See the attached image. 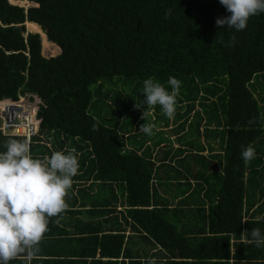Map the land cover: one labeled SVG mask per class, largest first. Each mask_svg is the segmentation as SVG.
<instances>
[{
  "label": "trees",
  "instance_id": "obj_1",
  "mask_svg": "<svg viewBox=\"0 0 264 264\" xmlns=\"http://www.w3.org/2000/svg\"><path fill=\"white\" fill-rule=\"evenodd\" d=\"M13 1L0 0V100L37 94L32 156L74 150L80 163L69 208L50 219L36 257L52 264H264V247L242 242L245 230L264 231V13L237 32L216 25L228 15L219 0ZM54 43L60 53L42 56L41 44L45 54L58 53ZM120 76L132 79L130 94L103 92ZM169 77L181 82L177 111L157 126L162 109L142 105L143 81L171 91ZM144 123L155 125L151 137L139 131ZM220 127L219 141L198 143L196 136ZM161 128L174 140H162ZM13 139L24 140L0 132V151ZM248 146L256 156L245 163ZM188 157L210 165L179 179L160 176L163 166L181 171L172 161ZM165 183H176L173 196L160 191ZM133 234L159 247L153 256L133 252Z\"/></svg>",
  "mask_w": 264,
  "mask_h": 264
},
{
  "label": "clouds",
  "instance_id": "obj_2",
  "mask_svg": "<svg viewBox=\"0 0 264 264\" xmlns=\"http://www.w3.org/2000/svg\"><path fill=\"white\" fill-rule=\"evenodd\" d=\"M219 3L228 15L218 17L216 25L237 32L246 29L250 17L264 13V0H219ZM168 18L166 11L165 19ZM167 84L171 91L152 78L145 79L141 90L144 93L142 105L151 108L159 105L163 114L173 119L181 82L169 77ZM145 115L144 112V119ZM154 128V124L144 123L139 131L151 137ZM4 147L6 150L0 151V264H9L21 254L27 252L31 258L39 252L38 245L49 230L50 219L69 208L65 198L73 186V178L79 173L80 163L74 150L55 151L43 159L34 158L27 138L9 140ZM255 156L252 146L241 151L245 163ZM242 242L264 247V231L260 228L245 230ZM147 264H157V260L151 258Z\"/></svg>",
  "mask_w": 264,
  "mask_h": 264
},
{
  "label": "rangeland",
  "instance_id": "obj_3",
  "mask_svg": "<svg viewBox=\"0 0 264 264\" xmlns=\"http://www.w3.org/2000/svg\"><path fill=\"white\" fill-rule=\"evenodd\" d=\"M25 1V0H24ZM12 3H15L16 5H20V6H24V7H28V6H32L33 4H31L29 1H25L24 3H21L20 1H13ZM27 22H29V21H27ZM25 28H26V30L28 31V32H32L31 30H28L27 29V26H26V22H25ZM34 33H36V31H33ZM38 33V32H37ZM40 35V34H39ZM41 37V36H40ZM41 55L42 56H44V57H48L47 56V54H45L44 53V51H43V49H42V44H41ZM131 82H132V79L131 78H129V79H127V78H125V77H123V76H120V77H114L112 80H109V81H106L105 82V84H104V89H103V92H110L109 94V96L110 97H112V96H116V95H118V94H123V95H125V94H130L131 93ZM95 88V86H93L92 88H91V90L93 91V89ZM25 94H28V93H25ZM144 94V93H143ZM29 95H35V96H37L38 97V99H40V97L37 95V94H29ZM93 96H92V100L94 99V97H96L94 94H92ZM140 95V92L137 94V96H139ZM22 96V95H21ZM112 101V100H111ZM111 106H113L114 105V102H112L111 104H110ZM197 107V106H196ZM89 113L91 114V115H93L96 119H98V120H100L101 118L97 115V113H96V111H95V108L94 107H92V106H90L89 107ZM158 117V119H157V121H156V124H157V126H160L161 124V121L164 119V118H166V119H168L164 114H163V112H160V113H158V115H157ZM110 121H108V124H110L111 123V121L112 122H114V119L113 118H110L109 119ZM130 121H131V116H128V117H126L125 118V122L126 123H130ZM168 121V120H167ZM167 121L165 120V123H167ZM162 130V131H161ZM161 130H159L158 131V135H159V137L161 136L163 139L162 140H166V141H168V138H170L171 139V136H172V134H171V131H167V130H165V129H162L161 128ZM221 130H222V127H220V129H218V130H216V131H210V132H207V138L205 137V136H203V137H198V136H196L197 137V141H198V143H201L202 144V142L203 141H205V142H207V143H213L214 141H219V137H220V135H221ZM213 133L214 135L213 136H211L210 135V133ZM211 141H213V142H211ZM204 142V143H205ZM198 143H196V145L198 144ZM172 146H173V144H172ZM211 146V148H218L219 147V143H217V146H212V145H210ZM260 146V145H259ZM166 147V146H165ZM165 147H163V148H165ZM162 148V149H163ZM162 149H160V151H159V153L161 154V153H163V152H165V151H163ZM159 154V155H160ZM158 155V156H159ZM211 157H213V156H211ZM190 158H192V157H188L187 158V160L186 161H184V162H178V166L180 167V168H178L179 170H181V171H175V169H173V168H168L167 166H163V167H160L159 168V173H160V176L161 177H163V178H171V177H174V178H176V179H179L180 177H178L179 175H182V173H184V174H186L185 173V171H187V169H190L191 168V170L192 169H200L201 171L202 170H205V169H207L208 167H209V163L207 164V161H206V159H201L200 160V158H197V160H195V161H193V160H191ZM215 159H214V161L215 162H218V157H214ZM218 164V163H217ZM216 163H215V166L217 165ZM217 167V166H216ZM167 180V179H166ZM166 184V186H168L169 188L167 189V191L165 190H163V189H161L160 191L162 192V194L163 195H165V196H167V197H170L171 195L173 196L174 194H175V192H176V186L175 185H173V184H171V183H165ZM184 186H186V185H184ZM166 189V188H165ZM186 220H187V218L184 220L183 219V221H185L186 222Z\"/></svg>",
  "mask_w": 264,
  "mask_h": 264
},
{
  "label": "built area",
  "instance_id": "obj_4",
  "mask_svg": "<svg viewBox=\"0 0 264 264\" xmlns=\"http://www.w3.org/2000/svg\"><path fill=\"white\" fill-rule=\"evenodd\" d=\"M41 100L37 96L24 94L18 99L0 100V132L3 135L29 139L38 134L40 118L37 110Z\"/></svg>",
  "mask_w": 264,
  "mask_h": 264
},
{
  "label": "crops",
  "instance_id": "obj_5",
  "mask_svg": "<svg viewBox=\"0 0 264 264\" xmlns=\"http://www.w3.org/2000/svg\"><path fill=\"white\" fill-rule=\"evenodd\" d=\"M6 136H10V135H6ZM171 138L174 140V135H172ZM30 142H31V140H30ZM175 146H177V143L174 144V147ZM154 161H155V167H159L160 165L158 166V164L160 162H158L156 160H154ZM173 163L175 166H178V164H176L175 161H172V164ZM175 171H177V170L175 169ZM179 176H181V175H179ZM189 177L193 178L190 175H189ZM172 178H174V177H172ZM175 186H176V183H175ZM127 233L128 232H126V234ZM129 241L131 242L130 245H131V248L133 249V252H135L137 255L142 254V256H148V257L153 256V255H151V253L155 252L156 249L159 248L157 245L154 246L149 241H147V239L143 238L142 234H140V235L139 234H137V235L133 234V237H131ZM146 252H148V254H146ZM73 260H75V259H73ZM9 264H52V262H51V258L50 259L49 258L43 259V258L36 257V255L29 258L28 254L26 252L24 254L19 255L17 258L11 260L9 262Z\"/></svg>",
  "mask_w": 264,
  "mask_h": 264
},
{
  "label": "water",
  "instance_id": "obj_6",
  "mask_svg": "<svg viewBox=\"0 0 264 264\" xmlns=\"http://www.w3.org/2000/svg\"><path fill=\"white\" fill-rule=\"evenodd\" d=\"M30 3H32L33 5L35 4V3H33V2H30ZM36 5V4H35ZM54 44H56V43H54ZM56 46H58L57 44H56ZM58 48H59V51H58V53H56V54H54V55H51V56H48L47 58H50V57H53V56H56V55H58L59 53H60V51H61V49H60V47L58 46Z\"/></svg>",
  "mask_w": 264,
  "mask_h": 264
},
{
  "label": "bare ground",
  "instance_id": "obj_7",
  "mask_svg": "<svg viewBox=\"0 0 264 264\" xmlns=\"http://www.w3.org/2000/svg\"><path fill=\"white\" fill-rule=\"evenodd\" d=\"M46 36V35H45ZM49 42V41H48ZM51 42V41H50ZM43 49V48H42ZM52 55H54V54H52ZM47 56H51V55H47Z\"/></svg>",
  "mask_w": 264,
  "mask_h": 264
}]
</instances>
